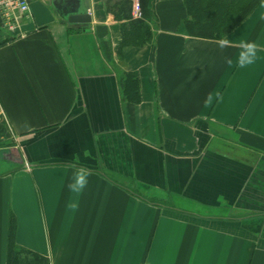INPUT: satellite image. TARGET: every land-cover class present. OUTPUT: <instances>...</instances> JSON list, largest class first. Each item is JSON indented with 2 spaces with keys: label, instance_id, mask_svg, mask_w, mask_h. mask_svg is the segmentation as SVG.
Instances as JSON below:
<instances>
[{
  "label": "crops",
  "instance_id": "1",
  "mask_svg": "<svg viewBox=\"0 0 264 264\" xmlns=\"http://www.w3.org/2000/svg\"><path fill=\"white\" fill-rule=\"evenodd\" d=\"M53 1L16 34L0 16V264L13 220L50 264H264V0L223 51L185 0H89L87 24ZM242 40L246 69L225 63Z\"/></svg>",
  "mask_w": 264,
  "mask_h": 264
},
{
  "label": "trees",
  "instance_id": "2",
  "mask_svg": "<svg viewBox=\"0 0 264 264\" xmlns=\"http://www.w3.org/2000/svg\"><path fill=\"white\" fill-rule=\"evenodd\" d=\"M261 0H185L189 18L185 21L191 35L222 38L242 23ZM1 31V30H0ZM7 40L0 41V45ZM125 98L141 100L139 82L135 75L122 79ZM16 222L12 221L8 244L7 264H50L47 256L23 247L16 242Z\"/></svg>",
  "mask_w": 264,
  "mask_h": 264
},
{
  "label": "clouds",
  "instance_id": "3",
  "mask_svg": "<svg viewBox=\"0 0 264 264\" xmlns=\"http://www.w3.org/2000/svg\"><path fill=\"white\" fill-rule=\"evenodd\" d=\"M217 46L221 51L226 48L233 47V42L227 37H222L216 41ZM239 52L233 57H225V63L229 66H232L235 62L236 67L240 69H246L254 65L258 58L261 55V48L255 41H246L242 40L238 45ZM218 95V94H217ZM211 95L209 96V100H211ZM75 169L73 172L72 180L68 184V188L70 191H82L86 188L88 184V177L91 174L87 169L83 167H76L73 165Z\"/></svg>",
  "mask_w": 264,
  "mask_h": 264
},
{
  "label": "built area",
  "instance_id": "4",
  "mask_svg": "<svg viewBox=\"0 0 264 264\" xmlns=\"http://www.w3.org/2000/svg\"><path fill=\"white\" fill-rule=\"evenodd\" d=\"M31 14V0H0L2 27L11 34L19 31L21 20ZM133 14L136 18L143 15L139 0H134Z\"/></svg>",
  "mask_w": 264,
  "mask_h": 264
},
{
  "label": "water",
  "instance_id": "5",
  "mask_svg": "<svg viewBox=\"0 0 264 264\" xmlns=\"http://www.w3.org/2000/svg\"><path fill=\"white\" fill-rule=\"evenodd\" d=\"M53 5L61 15L72 24H87L91 22L89 0H60Z\"/></svg>",
  "mask_w": 264,
  "mask_h": 264
},
{
  "label": "rangeland",
  "instance_id": "6",
  "mask_svg": "<svg viewBox=\"0 0 264 264\" xmlns=\"http://www.w3.org/2000/svg\"><path fill=\"white\" fill-rule=\"evenodd\" d=\"M34 2V0H31V4ZM160 203H162V204H171V205H173V203H174V205H173V207H175L176 206V203H178L179 205H183V206H185V205H188V206H192V207H195V208H200L201 209V207H198L199 205H195L193 202H160Z\"/></svg>",
  "mask_w": 264,
  "mask_h": 264
}]
</instances>
